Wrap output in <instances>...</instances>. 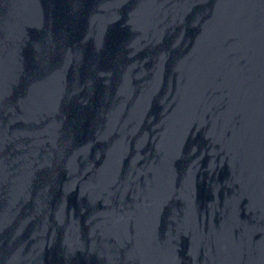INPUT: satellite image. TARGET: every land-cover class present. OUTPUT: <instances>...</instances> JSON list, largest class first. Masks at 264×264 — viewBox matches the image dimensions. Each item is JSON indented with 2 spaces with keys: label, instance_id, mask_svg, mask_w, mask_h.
Masks as SVG:
<instances>
[{
  "label": "water",
  "instance_id": "1",
  "mask_svg": "<svg viewBox=\"0 0 264 264\" xmlns=\"http://www.w3.org/2000/svg\"><path fill=\"white\" fill-rule=\"evenodd\" d=\"M0 264H264V0H0Z\"/></svg>",
  "mask_w": 264,
  "mask_h": 264
}]
</instances>
